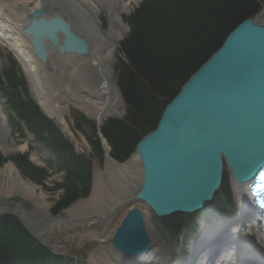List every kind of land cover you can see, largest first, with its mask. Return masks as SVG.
<instances>
[{
  "label": "water",
  "instance_id": "1",
  "mask_svg": "<svg viewBox=\"0 0 264 264\" xmlns=\"http://www.w3.org/2000/svg\"><path fill=\"white\" fill-rule=\"evenodd\" d=\"M44 15L42 9L34 12L24 29L42 62L44 42L60 54L87 55L86 41L67 22ZM135 154L141 182L131 199L157 217L190 214L207 205L221 184L222 159L233 180L258 178L264 171V25L251 19L238 24L165 106L155 130L136 144ZM8 211L25 230L51 222H30L19 204ZM109 243L128 255L148 249L139 211L124 217Z\"/></svg>",
  "mask_w": 264,
  "mask_h": 264
},
{
  "label": "trees",
  "instance_id": "2",
  "mask_svg": "<svg viewBox=\"0 0 264 264\" xmlns=\"http://www.w3.org/2000/svg\"><path fill=\"white\" fill-rule=\"evenodd\" d=\"M264 0H145L128 19L130 30L120 43L123 61L117 64V85L125 104L122 120L108 119L100 134L110 148V156L126 161L136 143L152 132L167 103L183 84L219 48L236 25L254 17ZM11 89L23 86L13 70L5 72ZM13 95L11 108L24 121L37 140L62 154L61 183L54 185L61 198L55 209L64 208L89 194L91 163L76 155L55 126L44 118L27 98ZM88 127L87 142L92 157L102 160V150L95 126L79 116L75 128ZM47 135V138L44 135ZM21 174L43 185L45 171L28 162L26 155L9 159ZM6 159L0 157V166ZM182 216H173L167 226L171 231L182 225ZM0 264H66L41 248L13 216L0 217Z\"/></svg>",
  "mask_w": 264,
  "mask_h": 264
},
{
  "label": "bare ground",
  "instance_id": "3",
  "mask_svg": "<svg viewBox=\"0 0 264 264\" xmlns=\"http://www.w3.org/2000/svg\"><path fill=\"white\" fill-rule=\"evenodd\" d=\"M122 2L124 1L122 0ZM134 3H136V0H130L120 6L119 0H114L113 3L107 0L108 5H105V7L108 8L111 19L108 29L104 31L101 29L97 20L99 10L92 0H0V42L20 61L28 79L31 93H33L35 97V101L46 114L57 120V123L66 137L75 144H77L76 140L67 130L64 121V115L70 106H76L86 115L93 117L97 125L105 118L116 117L120 114L122 100L113 78V69L111 65L117 43L123 35V31L119 28L122 24L121 16L127 12V7ZM40 8H47V10L56 9L58 10V14L64 16L67 20H69V17H72L73 21L69 20L71 26L78 34H81L85 38L89 45L88 55L84 58H80L74 67L76 71L72 70L68 74L67 82L69 81L72 83V78H76V80L71 85H63V87L69 89V94L66 95H64L63 90H61V95L56 97L57 93L59 94V90H53V87L56 89L58 88V86H56L58 80L56 79L57 82L52 83L48 75L40 71L39 64L31 55L27 43L28 41L22 35V27L29 19L30 14ZM44 76L50 80L49 83L42 81V77ZM51 93L54 98L50 97ZM77 146L80 147L79 145ZM21 149H24V147L22 146ZM0 150L6 154L9 151L16 150V147H14V145H7L5 140L1 137ZM136 160L137 158H133L132 156V158L123 165H114L107 160L104 172L109 174L113 179L118 177L120 181L125 182L130 180L134 184H137L138 179L134 176L132 177L130 174ZM0 174L8 187L5 190L3 189L4 191L0 189L1 196L8 197L14 192L18 194L22 200L32 202L38 211L40 210L43 199L42 195L38 194L35 186L21 179L11 163L6 164L4 168L0 170ZM96 179L93 183L92 194L89 199V206L92 210H98L103 204V189L99 184L100 182L98 183ZM246 186L247 184L238 186L230 180V187L234 200L237 206L241 208L243 205V196H241V194L247 193ZM5 204H7V202H5ZM72 212L71 210L66 211L63 215L59 216L58 219L51 221L52 223L50 226L53 224V227H57L58 224H65L74 220L71 218ZM104 212H106L104 209H102V211L99 209L97 214L101 215ZM239 218L242 222L241 224H245L246 221L243 214H241ZM145 222L152 246L150 252L138 258L137 261H142L145 264H155L156 260V264H166L170 255L166 242L153 228L148 226V221L146 219ZM233 230L235 231V228H233L232 231ZM110 233L108 236L105 235V237L102 235L103 238H99L101 240L100 243H105L111 237ZM213 235H215V232L212 233L210 231V235L208 236L210 237ZM243 236L245 237L244 242H252L250 244L251 248H254L255 245H257V248H260L261 240L259 238L256 237L254 241L250 240L245 234H243ZM202 252L196 257L200 258V260L198 259V264H205L206 256H208L206 249ZM201 253L203 256H199ZM229 253L231 254L226 257V261L231 264L233 260L231 259V255L233 258L234 255L232 252ZM107 257H110L109 259L113 264H138L137 261L134 262L135 260H131L127 257L124 258L117 254L113 256L107 255ZM206 264L211 263L208 260ZM217 264H220V262Z\"/></svg>",
  "mask_w": 264,
  "mask_h": 264
},
{
  "label": "rangeland",
  "instance_id": "4",
  "mask_svg": "<svg viewBox=\"0 0 264 264\" xmlns=\"http://www.w3.org/2000/svg\"><path fill=\"white\" fill-rule=\"evenodd\" d=\"M109 1H111V3L114 2V0H109ZM92 2L95 4L96 7H98L101 10H102L101 6L102 5L105 6L107 4V0H92ZM99 12H100V10H99ZM97 16H98L99 24L102 27V29H108L109 20H110L109 14H106V13L101 11V13L100 14L98 13ZM255 19L259 23L264 21V6L262 7L259 14L255 17ZM122 29L125 30V32L127 31L126 27L124 25L122 26ZM5 55H6V53L4 51H2V56H5ZM53 58L54 59L51 60L52 63H54V61L56 63L61 62L60 58H56L55 56H53ZM79 59H78V61H79ZM116 60H117L116 53H114L113 61H112V65H111L112 69H113L114 81L116 80V72L114 70V65L116 63ZM74 61L75 60L73 59V61L68 60V61H65L64 63H66V66H67V65H70L72 62L74 63ZM0 63H1V61H0ZM59 65H57V66H59ZM73 70L76 71L75 68ZM78 79H79V76H78ZM75 80H76V78H72V83L75 82ZM42 81L49 83L50 80L44 76V77H42ZM73 112L78 113L79 111L70 107L69 110L67 111V114L65 115L64 119H65V124H66L67 130L71 133V135L76 140L77 144L74 143L75 151L78 153H81L85 156H89L90 155V147H89L88 142H87V137L89 136V129L86 126H83L81 128V131L75 130V126H74L75 123L70 118L71 113H73ZM119 113L120 114L118 116H119V119H121L124 116V106H121V111ZM87 117L93 123L95 122L93 117H90L88 115H87ZM72 125H73V127H72ZM2 136H3V134H2ZM0 140H1V135H0ZM10 145H12V144H9V146ZM77 145H79L80 147H78ZM22 150H24V149L19 148L18 150H15V151L14 150L9 151L6 154H4L0 150V154L2 156H5V155L9 156L11 154L22 153ZM42 156L46 160L52 161L54 159V157L51 154L45 153ZM29 159L34 165L40 166V167L43 166V164H41L42 161L41 160L38 161V159L35 158L33 155H30ZM105 163H106V161L104 160L103 164L100 166L99 163L97 162V160H95V159L92 160V168H93V170H92V185H93L95 179L97 178L96 180L98 181V183L100 182L99 184L103 189L102 190L103 204H102L101 208H99L100 211H102V209H104V211H107V209H109V206L112 205L113 203H115V204H117L118 202L121 203L122 201H124V199L130 198L135 193V184L133 182H131L130 180L125 181V182L120 181L119 180L120 178H118V177L113 179L109 174L104 172V170H105L104 168L106 166ZM3 168H4V166L0 167V170H2ZM18 174L24 182L30 183L33 185V183L31 181L24 178L19 172H18ZM130 174L132 177L134 176L136 179H138V177H139V166L136 163L132 166V170H131ZM95 175H97V176H95ZM61 180H62V174L61 173H53L52 174V172H50L49 178L44 182V188H42L41 186H38V185L35 186L37 188L36 190L38 191V194H41L43 197L42 206L40 207L39 211L33 205L32 202H26L22 199L21 200L20 199L14 200L13 204H9L10 207L15 206L16 204H19L23 207L24 213L26 212L27 215H30V213L33 210H35V213H33L34 217H40L42 215L52 217L53 214L50 213V210L54 206L55 202L59 199L58 197L60 195V192L59 191L56 192L54 190L51 191L50 189L53 188L55 183H60ZM4 182H5V180L2 177V175L0 174V189H2L1 191H4L6 188H8L7 184H5ZM137 182H138V180H137ZM226 185H227V190L230 193L231 187H229V184L225 183V186ZM103 186H104V188H103ZM231 192H232V190H231ZM15 195H18V194L12 192L11 195L8 197L0 195V198L8 199V198L13 197ZM90 196L91 195H89V197L86 199L79 200L78 202L73 204L71 207L66 209L63 213H65L68 210L73 211L72 212L73 216L71 215V218L77 222L81 221L85 217H93V216L97 217V215H98L97 211L99 209L98 210H92V208L89 206ZM88 207H90V208H88ZM132 208L139 209L142 212L143 217L147 219L148 226L150 228H154V230L161 237H163V239L165 238L166 241L168 240L166 235L158 229L157 221L153 217V215L150 213V211L147 210L143 205H141L139 203H137V204L136 203H127V204L122 205L108 219H106L105 221H103L100 224H96V225H93L89 228H86L82 232H80L82 228L69 230V228L71 226L69 223L66 224L67 226L66 225L60 226V228H61L60 231L56 230V229H50L49 227H47L46 225H43V224L37 225L36 227H32L29 231L35 236H40L41 239H43L45 241L47 248L53 252H56V253L61 252L64 255L71 256L75 261L84 260L85 264H92V261L94 258H95L94 259L95 261L93 264H104V263H106L107 255L113 256V253L108 249V243L107 242H105L104 244H99L100 242L96 239H93L92 237L94 236V234L100 235L101 236L100 238L105 237V235L108 236L109 233L110 232L112 233L114 228L119 225L120 220L123 217V215L125 214V212L128 211L129 209H132ZM44 209H46V210H44ZM72 209H74V210H72ZM80 211H81V213H80ZM111 233H110V235H111ZM254 233H255V231L250 229V234H252L253 237H255ZM102 235H103V237H102ZM72 239H74V240L72 243H70V240H72ZM167 243H168V241H167ZM169 247H170L171 254H172V252H173L172 247L171 246H169ZM93 256H94V258H93ZM171 259H170V261H171Z\"/></svg>",
  "mask_w": 264,
  "mask_h": 264
}]
</instances>
